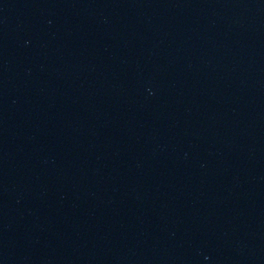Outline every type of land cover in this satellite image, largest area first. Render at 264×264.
I'll use <instances>...</instances> for the list:
<instances>
[{
    "label": "water",
    "instance_id": "95a60500",
    "mask_svg": "<svg viewBox=\"0 0 264 264\" xmlns=\"http://www.w3.org/2000/svg\"><path fill=\"white\" fill-rule=\"evenodd\" d=\"M0 264H264V0H0Z\"/></svg>",
    "mask_w": 264,
    "mask_h": 264
}]
</instances>
